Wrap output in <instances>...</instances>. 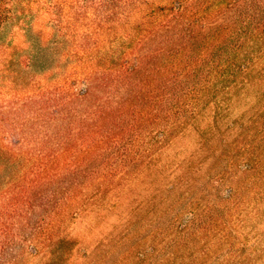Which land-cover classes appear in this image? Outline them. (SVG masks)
<instances>
[{"label": "trees", "instance_id": "16d2710c", "mask_svg": "<svg viewBox=\"0 0 264 264\" xmlns=\"http://www.w3.org/2000/svg\"><path fill=\"white\" fill-rule=\"evenodd\" d=\"M0 69V264H264V0H0Z\"/></svg>", "mask_w": 264, "mask_h": 264}, {"label": "rangeland", "instance_id": "374dc122", "mask_svg": "<svg viewBox=\"0 0 264 264\" xmlns=\"http://www.w3.org/2000/svg\"><path fill=\"white\" fill-rule=\"evenodd\" d=\"M43 6L44 5H42V7ZM39 13H40V6L38 4H34L33 10H30V17H29L30 23H35V22L39 23L38 20L44 19L42 14L40 15ZM4 31H5L4 33L8 38H15L12 35L10 27L6 28ZM0 74H1V69H0ZM15 96H17L16 90L14 91L12 85L10 83H6L4 80L0 78V123L2 122L8 125L9 128H11V126L13 125V120L17 116V103ZM3 117H4V121H3ZM8 134H13V132L8 131Z\"/></svg>", "mask_w": 264, "mask_h": 264}]
</instances>
